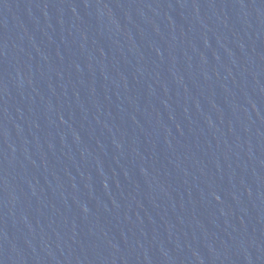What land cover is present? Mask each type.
<instances>
[{
    "label": "water",
    "instance_id": "95a60500",
    "mask_svg": "<svg viewBox=\"0 0 264 264\" xmlns=\"http://www.w3.org/2000/svg\"><path fill=\"white\" fill-rule=\"evenodd\" d=\"M0 264H264V0H0Z\"/></svg>",
    "mask_w": 264,
    "mask_h": 264
}]
</instances>
